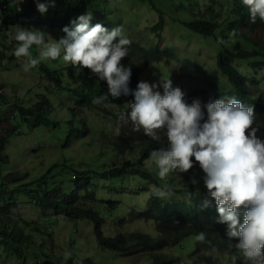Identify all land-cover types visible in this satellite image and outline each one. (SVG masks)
I'll return each instance as SVG.
<instances>
[{"label": "rangeland", "instance_id": "374dc122", "mask_svg": "<svg viewBox=\"0 0 264 264\" xmlns=\"http://www.w3.org/2000/svg\"><path fill=\"white\" fill-rule=\"evenodd\" d=\"M63 1L55 0L54 8H51L46 14L62 15L70 10L72 14L78 16L87 11L96 16L95 11H97L100 13L97 16L100 21L112 20L113 24L122 28L123 34L133 43L145 48L158 43L159 48H170L175 53V56L146 63L147 57L144 54L134 50L131 45L128 46L131 61H135L142 67L140 81L159 83L161 78L169 77L173 87H179L184 92V99L187 103L190 104L194 99H199L202 105L210 100L214 101L216 96L215 83L226 81V77L218 70L217 46L201 35L183 37L186 29L178 22V19L168 25L171 27L169 31L168 26L166 27L162 33L163 37L160 39L152 27L158 21L159 13L153 8L150 1L81 0L84 6L82 9L79 8L81 3L79 0H68L67 3ZM22 2L26 3L27 0H22ZM154 2L168 13L171 12V14L176 15L178 12L175 8L178 0L172 2L171 0H154ZM194 7L195 5L188 7L182 16L188 17V14L196 10ZM103 10L106 13H102ZM15 27L17 32L20 24H15ZM24 28L28 29L27 25ZM31 29H38L45 33L44 35H47L45 36L46 41L58 40L63 34L61 29L45 25H31ZM251 37L254 42L260 41L264 38V31L258 27L255 33H251ZM16 47L11 48V52H14ZM30 51L33 57L38 56V46L33 45ZM62 57L63 52L56 60L42 62L51 70H57L58 74L65 77L67 75L65 66L68 63H65ZM11 63L13 64L14 61L8 63L7 60H0V92H8L10 95L17 94L16 96L21 97L27 105L34 103L40 93L48 97L51 96L56 102L55 108L59 111L54 112L56 120L65 119V111L68 106L74 105L76 97L71 98L67 91H62L61 87H56L54 81L40 67L37 66L25 71V59L23 57L19 58L12 68L10 67ZM233 63L247 78L255 77L258 80L255 88L264 91V67L252 68L251 62L248 60L236 59ZM73 80L71 79V81ZM249 84H251L250 81ZM158 90L163 92L162 87ZM132 102H134V98L123 104L108 105L114 111H120L130 109L127 108V104ZM75 107L81 116L88 120L89 132L80 134L78 139L77 135H72L70 138L72 141L68 144L69 147L62 146L61 149V134L59 139H49L51 132L54 133V129L51 127H43L41 132L36 130V132L32 131V134L26 135L28 128L27 125L23 124L22 134L15 135L10 139L5 150L13 161V170L19 171L17 179L23 176L24 182H30L53 162H62V156L75 158L74 161L79 162L80 167H84V162H81V159L95 164L109 163L111 159L118 161L125 155L98 157L100 149L103 148L104 151H108L110 138L123 136L129 141H135L141 137H146L142 129L140 132L132 130L131 121L125 122L120 118H111L95 108H86L87 113H85L83 109ZM252 127L258 129L256 135L261 141H264V112L254 115ZM108 128L112 130L108 131ZM161 135L164 136L163 133ZM40 149L44 150L41 151ZM137 155L139 154L137 153ZM192 159L195 160L194 157ZM142 162L145 166L150 163V159L146 158ZM197 164L195 163L193 168ZM58 176L62 177V172ZM167 177L173 181L172 186L177 187L184 184L186 176L179 170H175L170 172ZM61 181L63 182V189H68L69 192L75 187V181L68 173L62 177ZM91 182V187L95 188L96 197L89 199L87 194L93 190L84 191L80 201L75 204L85 207L92 206L99 210L104 219L102 229L105 236L140 231L149 234L148 236L152 238L154 244L156 243L155 240L164 237V234L160 233L159 223L155 218H150L151 215L146 218L137 215L138 210L148 211L150 209L153 189L162 187L132 174L123 178L93 176ZM55 187V184H52L53 190ZM53 196H59V194L53 193ZM204 196L212 198L207 189H199L189 193L171 192V195L166 198L167 200L195 202ZM25 200L23 199L16 208L11 209L9 214L14 221L23 226L25 233L32 232L35 237L36 245L25 248L23 257L26 262L23 261V264H37L44 261H47L48 264H52L51 262L54 264H149L152 261V256L158 253L176 257L175 264H233V262H239V255L219 251L206 240L197 241L194 235L186 236L171 244L161 246L155 244L153 248H146L138 245V243L140 244L139 241L130 240L126 250H112L99 244L91 219L87 217L75 218L52 208L44 209L38 203ZM111 200L115 203L110 204ZM37 225L41 228L40 231L35 227ZM204 256L207 257V261L200 263L199 261ZM70 258H73L72 261L69 260ZM0 264H22L18 259L17 251L7 244L4 237H0Z\"/></svg>", "mask_w": 264, "mask_h": 264}, {"label": "trees", "instance_id": "16d2710c", "mask_svg": "<svg viewBox=\"0 0 264 264\" xmlns=\"http://www.w3.org/2000/svg\"><path fill=\"white\" fill-rule=\"evenodd\" d=\"M79 1L81 2L79 8H84L82 1ZM143 1H150L153 8L159 13V19L152 27L158 33L160 39L163 37L162 33L166 27L178 19V22L186 29L183 37L201 35L217 46L218 68L226 77V81L224 83H215V99L235 97L242 104L253 106L254 115L264 112V91L255 88L258 80L255 77L247 78L233 63L236 59L248 60L251 62L252 68L264 67V38L254 42L251 37V33H255L258 27H261V30L264 31V22L257 20L255 24L250 23L248 9L242 4V0H178V3L175 4V8L178 11L176 15L158 7L154 0ZM203 1H206V3H203ZM40 2H44V0H40ZM63 2L67 3L68 0ZM184 3L186 4L184 5ZM193 5H195L194 8L196 10L188 14V17H183V12ZM51 8L53 9L54 7L49 6L48 11ZM95 12V15H100L99 12ZM46 13L41 14L37 10L36 0H27L26 3H23L22 0H0V20L8 27V31L1 30L3 41L5 42L4 49L0 50L1 61L7 60L8 63L10 61L15 63L19 59L15 57L14 52H11V48L16 47L18 44L14 39L17 29L15 24H20V28H24L25 25H27L28 29H31V25H45L62 30L65 26L71 27V21L77 18V15L72 14L70 10H67L62 15H49ZM53 13L55 12L53 11ZM102 13H106V11L103 10ZM98 22L99 20L92 19L91 24L94 25ZM99 23L109 30L117 27L112 20ZM170 28L168 26V31ZM42 34L44 35L45 33ZM65 35L63 32L60 38ZM220 39L225 41V43H218ZM131 46L134 50L147 57L146 63L162 59L164 56L172 57L175 55L169 48H159L158 43L145 48L132 42ZM14 63H11V68ZM121 63L124 66L131 67L132 76L129 87L135 90L138 82H140L142 67L135 61H131L129 53L122 59ZM38 67L43 69L46 75L54 81L56 87H61L62 91H67L69 93L68 96L71 98L76 97V101L72 107H67L65 119L59 118V120H56L54 112L59 111L55 108L56 102L51 96L48 97L40 93L34 103L27 105L21 97L16 96L17 94L10 95L8 92H0V237H4L7 244L17 251L18 259L22 264L23 261L26 262L23 257L25 248L36 245L35 237L32 232L25 233L23 226L14 221L9 214L10 210L16 208L23 199L38 203L44 209L52 208L57 212H64L75 218L87 217L91 219L99 244L112 250H126L128 247L127 243L130 240L139 241L140 244L138 243V245L146 248H153L155 244L160 246L171 244L182 240L186 236H197L203 232L205 240L213 248L225 253L237 254L239 255V262L236 263L246 264L243 261L242 254L236 248L238 241L235 239L229 240L226 236L227 225L217 222L218 213L213 198L204 196L195 202L167 200V198L158 197L152 192V206L148 211L138 210L137 215L143 218L151 215L150 218H155L158 221L160 233H163L164 237L155 240V244L152 238L148 236L149 234L140 231L119 233L116 236H105L102 229L104 219L99 210L92 206L85 207L75 204L80 201L84 191L93 190L87 194V197L89 199L96 197L95 188L91 187V178L93 176L99 178H123L132 174L145 181L154 182L160 187L167 185L173 193H189L199 189H206L202 180L204 173L198 164L189 172L184 173L186 176L185 182L182 186L177 187L172 186L173 181L169 179L170 177L161 180L158 176V169L154 164L151 165V170L148 167L149 164L144 166L142 161L150 158L151 151L167 147V140L163 135L158 141L147 136L135 141H129L123 136H113L108 140V151H104L103 148L100 149L98 157L103 158V155H125L118 161L111 159L109 163L95 164L81 159L80 161L84 162V167H80L79 162L74 161L76 160L75 158L62 156V162H53L37 178L30 182H24L23 176L17 179L19 171L13 170V161H11L5 148L10 139L15 135L22 134L23 124L27 125L28 128L26 135L32 134V131L36 132V130L41 132L40 130L43 127L53 128L54 133L51 132L49 139H59L61 134L62 149V146L69 147L68 144L72 141L70 139L72 135H77L78 139L80 134L89 132L88 120H86V117L81 116L75 106L83 109L85 113H87L86 108H95L106 116L119 119L124 111H114L108 104H120L124 100L133 97L131 94L127 96L121 95L119 98H113L109 95L108 100L94 103V98L108 95V87L106 81L100 80L90 69L73 66L69 63L66 66L67 75L63 77L58 74L57 70H51L43 62ZM71 79L74 80L71 81ZM249 81L251 84H249ZM130 110L126 112H130ZM108 129V131L112 130L111 128ZM127 148L128 151L126 152ZM40 150L43 151L44 149ZM134 156H137V158H134ZM60 172H62V177L66 173L73 177L75 187L71 192L68 189H63L62 177L58 176ZM193 176L199 181L198 185L191 184L190 180ZM52 184H55V190L51 188ZM53 193L59 194V196L54 197ZM205 200L209 201L207 207H203ZM109 203L114 204L115 201L111 200ZM240 220L242 223V214ZM35 227L40 231L41 228L38 225ZM72 259L70 258L69 260L72 261ZM201 259L200 263L207 261L206 256ZM175 262L176 257L158 253L152 256V261L149 264H175ZM51 263L54 264L53 262ZM37 264H48V262H38Z\"/></svg>", "mask_w": 264, "mask_h": 264}, {"label": "clouds", "instance_id": "9594fccd", "mask_svg": "<svg viewBox=\"0 0 264 264\" xmlns=\"http://www.w3.org/2000/svg\"><path fill=\"white\" fill-rule=\"evenodd\" d=\"M36 3L41 14L49 6H55V0H36ZM242 4L248 9L250 23L264 22V0H242ZM76 17L71 27L62 29L66 35L58 40L46 41L38 29L18 28L14 55L25 59V71L42 61L56 60L63 52L65 63L90 69L106 81L108 95L94 98V103L108 100L109 95L113 98L133 95L134 102L127 104L131 110H123L120 119L131 121L134 132L142 129L145 136L157 141L163 133L167 140V147L151 151L149 169L154 164L159 178L164 180L170 172L187 173L198 163L204 173L203 184L215 200L217 222L227 225V238L238 241L236 248L246 264H264V141L257 137L258 129L252 127L254 107L242 104L235 97H214V101L203 105L194 99L189 104L184 92L173 87L169 77L161 78L159 83L142 80L135 90L130 89L132 69L121 61L128 55L132 41L121 27L109 30L99 23L105 21L90 11ZM92 19L99 22L93 25ZM2 29L8 31L0 20V50L5 46ZM218 43L225 41L220 39ZM33 45L38 46L37 57L30 51ZM190 182L199 183L194 176ZM153 194L166 198L171 195V189L167 185L154 188ZM208 205L209 201L205 200L203 207ZM196 240L203 242L205 234L199 233Z\"/></svg>", "mask_w": 264, "mask_h": 264}]
</instances>
